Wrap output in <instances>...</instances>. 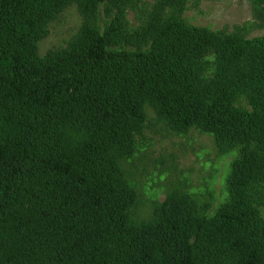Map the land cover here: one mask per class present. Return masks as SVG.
<instances>
[{
  "label": "trees",
  "instance_id": "obj_1",
  "mask_svg": "<svg viewBox=\"0 0 264 264\" xmlns=\"http://www.w3.org/2000/svg\"><path fill=\"white\" fill-rule=\"evenodd\" d=\"M203 1L0 0V264H264V0L216 30L185 17ZM148 110L236 152L214 212L173 186L140 214Z\"/></svg>",
  "mask_w": 264,
  "mask_h": 264
},
{
  "label": "rangeland",
  "instance_id": "obj_2",
  "mask_svg": "<svg viewBox=\"0 0 264 264\" xmlns=\"http://www.w3.org/2000/svg\"><path fill=\"white\" fill-rule=\"evenodd\" d=\"M187 20L196 26L210 29H232L252 20V9L245 0L203 1L198 9L185 12ZM129 18L133 21V15ZM134 22V21H133ZM80 16L76 6L64 9L49 25L48 35L39 41L38 52L62 47L76 33ZM252 35H264V28ZM235 151L219 154L212 137L197 130L186 135L169 132L154 120L148 110V122L139 139L138 151L134 158L135 177L141 192L140 214L148 212L150 203L162 200L166 191L173 186H183L202 201H209L208 211L214 212L226 197V176Z\"/></svg>",
  "mask_w": 264,
  "mask_h": 264
}]
</instances>
